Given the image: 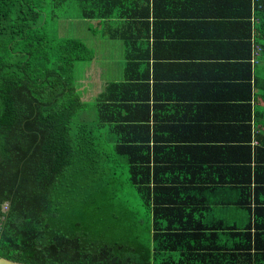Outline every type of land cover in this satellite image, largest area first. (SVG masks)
<instances>
[{
  "label": "crops",
  "instance_id": "crops-1",
  "mask_svg": "<svg viewBox=\"0 0 264 264\" xmlns=\"http://www.w3.org/2000/svg\"><path fill=\"white\" fill-rule=\"evenodd\" d=\"M55 1L58 29L91 52L80 100L110 105L90 140L114 175L140 164L149 227L155 211L160 226L201 228L199 244L252 243L264 226L260 0ZM246 225L249 238L238 234Z\"/></svg>",
  "mask_w": 264,
  "mask_h": 264
},
{
  "label": "trees",
  "instance_id": "trees-1",
  "mask_svg": "<svg viewBox=\"0 0 264 264\" xmlns=\"http://www.w3.org/2000/svg\"><path fill=\"white\" fill-rule=\"evenodd\" d=\"M260 4L264 21V0ZM56 5L0 0V256L30 264H151L157 254H175L159 264H252L249 254L264 259L261 225L253 228L252 243L215 237L206 245L199 244L201 228L160 226L155 211L149 227L147 195L134 176L140 164H129L126 181L144 208L141 245L103 241L63 216L70 171L106 167L110 173V163L100 162L102 151L90 140L92 126L107 121L110 105L100 98L80 100L79 73L91 52L82 39L58 29ZM249 230L246 225L238 234L249 238Z\"/></svg>",
  "mask_w": 264,
  "mask_h": 264
},
{
  "label": "rangeland",
  "instance_id": "rangeland-1",
  "mask_svg": "<svg viewBox=\"0 0 264 264\" xmlns=\"http://www.w3.org/2000/svg\"><path fill=\"white\" fill-rule=\"evenodd\" d=\"M69 180V194L60 190L65 195L61 209L66 219L77 222L89 235L103 241L142 244L146 236L141 221L144 208L120 173H109L106 167L99 172H83L76 166L70 171ZM151 264H158V260Z\"/></svg>",
  "mask_w": 264,
  "mask_h": 264
},
{
  "label": "water",
  "instance_id": "water-1",
  "mask_svg": "<svg viewBox=\"0 0 264 264\" xmlns=\"http://www.w3.org/2000/svg\"><path fill=\"white\" fill-rule=\"evenodd\" d=\"M0 264H30V263L16 262L0 256Z\"/></svg>",
  "mask_w": 264,
  "mask_h": 264
}]
</instances>
